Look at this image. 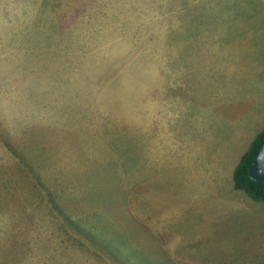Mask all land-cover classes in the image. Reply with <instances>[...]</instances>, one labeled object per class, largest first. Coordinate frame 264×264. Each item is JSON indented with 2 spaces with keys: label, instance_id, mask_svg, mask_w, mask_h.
I'll list each match as a JSON object with an SVG mask.
<instances>
[{
  "label": "rangeland",
  "instance_id": "obj_1",
  "mask_svg": "<svg viewBox=\"0 0 264 264\" xmlns=\"http://www.w3.org/2000/svg\"><path fill=\"white\" fill-rule=\"evenodd\" d=\"M60 1L0 0V264H264V0Z\"/></svg>",
  "mask_w": 264,
  "mask_h": 264
},
{
  "label": "trees",
  "instance_id": "obj_2",
  "mask_svg": "<svg viewBox=\"0 0 264 264\" xmlns=\"http://www.w3.org/2000/svg\"><path fill=\"white\" fill-rule=\"evenodd\" d=\"M264 143V128L253 139L248 150L243 154L234 170V186L244 190L253 199L264 200V181L255 180L249 174L250 166Z\"/></svg>",
  "mask_w": 264,
  "mask_h": 264
},
{
  "label": "crops",
  "instance_id": "obj_3",
  "mask_svg": "<svg viewBox=\"0 0 264 264\" xmlns=\"http://www.w3.org/2000/svg\"><path fill=\"white\" fill-rule=\"evenodd\" d=\"M17 0H10V3L12 6H14V3ZM40 1V0H39ZM23 5L22 7L18 8V13L21 14L23 17H25L28 14H34V10L36 8H39V10H41L43 7L45 8V10H49V13L52 15H59L60 10L63 8V4L61 3L60 0H48V3L46 5H38L37 7H35V0H24V2L21 4ZM1 6V4H0ZM0 13L1 9H0ZM179 72L177 73H172L174 74V76H176ZM174 78V77H172ZM160 117H162V113L160 115ZM256 137V136H255ZM12 223H15V221L13 220V217L11 216H5L3 214L0 215V235L2 236L5 231H3L4 227H6L8 224L12 225Z\"/></svg>",
  "mask_w": 264,
  "mask_h": 264
},
{
  "label": "water",
  "instance_id": "obj_4",
  "mask_svg": "<svg viewBox=\"0 0 264 264\" xmlns=\"http://www.w3.org/2000/svg\"><path fill=\"white\" fill-rule=\"evenodd\" d=\"M249 174L255 180L264 181V143L250 166Z\"/></svg>",
  "mask_w": 264,
  "mask_h": 264
}]
</instances>
